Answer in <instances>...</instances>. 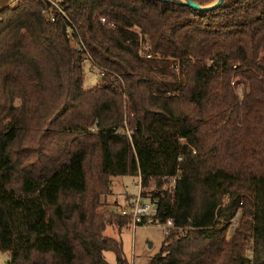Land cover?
I'll return each instance as SVG.
<instances>
[{
	"label": "trees",
	"instance_id": "1",
	"mask_svg": "<svg viewBox=\"0 0 264 264\" xmlns=\"http://www.w3.org/2000/svg\"><path fill=\"white\" fill-rule=\"evenodd\" d=\"M56 1L0 11L8 264H132L106 235L133 229L103 209L121 177L156 209L140 227L174 223L148 264H264V0Z\"/></svg>",
	"mask_w": 264,
	"mask_h": 264
},
{
	"label": "rangeland",
	"instance_id": "2",
	"mask_svg": "<svg viewBox=\"0 0 264 264\" xmlns=\"http://www.w3.org/2000/svg\"><path fill=\"white\" fill-rule=\"evenodd\" d=\"M18 0H0V11L9 6H14ZM76 46V43H74ZM100 71L92 64L90 60H86L84 65L86 89H92L100 82ZM138 179L129 177H121L113 179V190L104 203L105 211H116L119 213L120 208L126 207L134 201L138 194ZM148 203V201H144ZM238 219L234 221L230 227L228 237H230L238 227ZM106 235H111L114 238L120 239L123 243V248L127 259L132 264H148L149 261L160 253L165 235L161 228L156 225H147L145 227H136L132 230L124 232L121 236L116 229H109ZM105 258L110 264H118L114 252H106ZM9 255L5 252H0V264H8Z\"/></svg>",
	"mask_w": 264,
	"mask_h": 264
},
{
	"label": "built area",
	"instance_id": "3",
	"mask_svg": "<svg viewBox=\"0 0 264 264\" xmlns=\"http://www.w3.org/2000/svg\"><path fill=\"white\" fill-rule=\"evenodd\" d=\"M45 1L51 4L50 10L49 11H44V13H43L45 17H50L51 20L54 22L56 19L53 16V13H52L53 11H56L57 14H59L61 16H66L65 12L59 6V4H58V2L56 0H45ZM102 22L106 23L107 22L106 18H102ZM76 46L78 48H80L82 46V44L76 43ZM103 76H105V71L100 73V78H102ZM137 188H138V194L136 195V198L133 201L134 202L133 207L132 208L122 207V208H120V211H119L122 215L132 214L134 229L136 227H139V225L143 221L142 220L143 217L152 216L156 212L155 207L151 203H143V201H142V198H141V191H142L141 179L138 180ZM239 217H240V213L232 221V224H231L230 227L233 226V223H234V221H236V219H238V221H239ZM147 225H156V226H158L159 228L162 229V231H163L165 236L169 235L170 232L175 229L174 223L172 221H169V222H167L165 224H161V223L153 224V219L150 218L148 223L146 224V226ZM229 230H230V228H229ZM230 237H228V238H230Z\"/></svg>",
	"mask_w": 264,
	"mask_h": 264
},
{
	"label": "water",
	"instance_id": "4",
	"mask_svg": "<svg viewBox=\"0 0 264 264\" xmlns=\"http://www.w3.org/2000/svg\"><path fill=\"white\" fill-rule=\"evenodd\" d=\"M164 1H172V2H180L182 4H185L189 7H191L194 10L200 11V12H208L217 8H220L223 3L224 0H215L212 4L207 5V6H201L198 3H195L192 0H181V1H177V0H164Z\"/></svg>",
	"mask_w": 264,
	"mask_h": 264
},
{
	"label": "crops",
	"instance_id": "5",
	"mask_svg": "<svg viewBox=\"0 0 264 264\" xmlns=\"http://www.w3.org/2000/svg\"><path fill=\"white\" fill-rule=\"evenodd\" d=\"M177 1H181V0H177ZM99 80H101L100 76H99Z\"/></svg>",
	"mask_w": 264,
	"mask_h": 264
}]
</instances>
